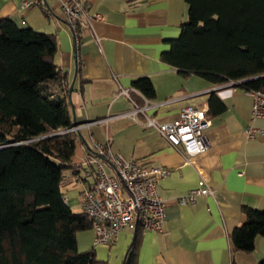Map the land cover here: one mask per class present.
Returning a JSON list of instances; mask_svg holds the SVG:
<instances>
[{
    "label": "crops",
    "instance_id": "0c3cea01",
    "mask_svg": "<svg viewBox=\"0 0 264 264\" xmlns=\"http://www.w3.org/2000/svg\"><path fill=\"white\" fill-rule=\"evenodd\" d=\"M21 1L0 0V18L53 34L54 63L64 72L67 90L72 86L67 102L77 139L72 167L66 171L77 195L70 199L64 195L70 208L82 212L83 184L91 179L80 181L76 176L85 177L84 156L93 138L114 153L140 160L146 168L169 171L156 186L165 205L162 229H142L138 234L136 264H259L264 260V236L255 238L249 253L234 250L230 242L234 228L245 221V207L264 210V138L246 136L249 128L264 129V118L252 117L253 97L239 86L222 87L196 74L183 75L161 59L187 21L186 0H79L89 16H100L92 20L100 45L87 31L80 33L77 44L55 0L26 9ZM139 77L151 80L153 98L134 88L133 81ZM120 88L129 90L130 97ZM212 95L225 105L223 112L210 113ZM133 103L147 106L145 114L159 122L174 120L186 106L205 108L211 121L208 149L192 157L175 150L147 126L142 114L120 115ZM202 184L212 193L180 204V197ZM134 237L132 225L123 228L111 246H95L93 229L78 232L76 242L79 251L94 250L98 260L122 264Z\"/></svg>",
    "mask_w": 264,
    "mask_h": 264
},
{
    "label": "trees",
    "instance_id": "16d2710c",
    "mask_svg": "<svg viewBox=\"0 0 264 264\" xmlns=\"http://www.w3.org/2000/svg\"><path fill=\"white\" fill-rule=\"evenodd\" d=\"M186 2L187 21L162 61L215 85L240 81L237 86L246 92H264V0ZM56 52L53 34L0 18V264H107L94 250H78L76 235L92 229L91 221L74 212L61 191L77 134L66 131L73 125ZM133 86L153 98L148 77ZM209 104L212 114L225 108L216 95ZM243 212L245 221L230 242L249 253L255 238L264 236V210ZM141 231L137 223L122 264H136Z\"/></svg>",
    "mask_w": 264,
    "mask_h": 264
},
{
    "label": "built area",
    "instance_id": "2783aa9c",
    "mask_svg": "<svg viewBox=\"0 0 264 264\" xmlns=\"http://www.w3.org/2000/svg\"><path fill=\"white\" fill-rule=\"evenodd\" d=\"M69 24L76 43L83 31L91 34L95 44L100 45L92 20L100 19L99 15L89 16L79 0H55ZM43 5V0H22L21 8ZM240 81L230 82L222 87H234ZM128 98L129 90L120 88ZM252 95L251 114L253 118H264V92H248ZM147 106L140 107L133 103L132 109L120 114L134 118L137 114L145 117L147 126L163 137L175 150L189 157L205 152L209 147L208 134L211 121L205 108L186 106L174 120L159 122L145 114ZM107 119V118H106ZM76 126L66 131L75 132ZM264 138V129L249 128L248 138ZM91 149L85 154L83 165L85 177L76 176V180L90 182L83 184L81 209L91 221L94 231V245L111 246L117 240L119 232L127 227L140 223L143 230L160 232L165 219V205L157 193V183L168 176L169 171L163 168H146L135 158H125L114 153L103 143L93 138ZM182 149H181V148ZM212 191L202 184L191 189L180 197L182 205L194 203L197 195L211 194ZM66 202V198H63Z\"/></svg>",
    "mask_w": 264,
    "mask_h": 264
},
{
    "label": "rangeland",
    "instance_id": "374dc122",
    "mask_svg": "<svg viewBox=\"0 0 264 264\" xmlns=\"http://www.w3.org/2000/svg\"><path fill=\"white\" fill-rule=\"evenodd\" d=\"M69 172L66 171V169L63 172V181L61 183V190L64 193L65 196H67L69 199L73 196L77 195V190H76V184L73 182V180H69ZM71 203V200H70ZM71 206V204H70ZM73 208L76 210L78 209L76 206H73ZM80 252H84V251H80Z\"/></svg>",
    "mask_w": 264,
    "mask_h": 264
},
{
    "label": "water",
    "instance_id": "95a60500",
    "mask_svg": "<svg viewBox=\"0 0 264 264\" xmlns=\"http://www.w3.org/2000/svg\"><path fill=\"white\" fill-rule=\"evenodd\" d=\"M239 84H241V82L240 83H238L237 85H239ZM71 91H72V86H70V88H69V93H71Z\"/></svg>",
    "mask_w": 264,
    "mask_h": 264
}]
</instances>
